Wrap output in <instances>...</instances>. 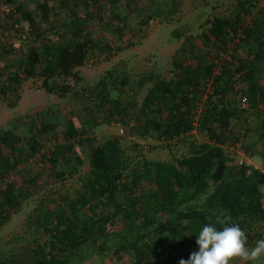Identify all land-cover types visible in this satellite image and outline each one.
I'll list each match as a JSON object with an SVG mask.
<instances>
[{"label": "trees", "instance_id": "trees-1", "mask_svg": "<svg viewBox=\"0 0 264 264\" xmlns=\"http://www.w3.org/2000/svg\"><path fill=\"white\" fill-rule=\"evenodd\" d=\"M32 1L36 8H26L22 0H0V98L15 107L24 82L38 78L47 92L61 97L101 98L110 104L107 119L118 109L125 132L144 142H134L137 150L130 153L118 136L91 135L98 116L90 102L91 120L78 126L70 119L64 133L55 135L56 122L32 118L36 133L28 149L19 145L22 136L14 127L0 129V223L13 219L27 196V188L12 178L13 168L24 161L22 153L25 159L44 156L42 162L63 181L66 169L77 172L85 163L78 146H87L89 163L73 194L57 204L41 198L32 218L37 226L28 250L32 257L5 256L0 264H86L111 255L124 264H179L199 251L203 226L223 230L217 219L225 217H230L227 226L238 224L245 231L249 248L264 239V168L247 163L259 156L264 165L262 0L213 5L200 32H174L184 44L165 73L154 72V65L139 73L124 63L122 75L109 69L83 90L79 69L91 55L106 53L109 59L136 45L124 38L137 30L129 16L136 14L139 0H78L82 14L65 0L52 7L46 0ZM157 2L139 9L149 13L138 25L179 11V0ZM93 8L102 9L98 16ZM134 75L140 86L151 83L138 108L124 106L121 95ZM50 132L55 143L43 155ZM40 134L46 140L36 138ZM159 148L168 150V159L146 156ZM241 149L247 157L242 163Z\"/></svg>", "mask_w": 264, "mask_h": 264}, {"label": "rangeland", "instance_id": "rangeland-1", "mask_svg": "<svg viewBox=\"0 0 264 264\" xmlns=\"http://www.w3.org/2000/svg\"><path fill=\"white\" fill-rule=\"evenodd\" d=\"M194 1L196 4H193ZM230 1L232 0H179V11L175 13L172 18L163 20L156 18V21L152 22L149 26H140L143 17L149 13V9L146 8L144 12L139 9L146 3L153 4L154 0H139V9H136V14L134 15L133 13L129 16V19L132 20L137 30L132 35H126L124 38H133L135 42H137L136 45L126 48L121 52H116L115 55L109 59L105 57L106 53H101L97 56L91 55L86 65L79 69L80 75L84 80L78 89H88L90 86L95 85L104 74L105 76L108 75L106 73L109 69L114 70L115 68L116 71L122 75L124 63H127L128 67H135V70L139 73L149 71V68L153 65L155 66L152 67L154 72L157 74L165 73L168 68L171 67L173 55L184 44V37L178 38L174 36L173 33L187 31L188 34H197L201 31L200 26L204 20L210 16L213 5L222 3L223 7H226L228 5L227 3ZM263 6L264 0H262L259 7ZM36 7L37 5L35 3L30 6V8ZM189 26H192V28L189 29ZM107 37L112 40V37L109 35ZM114 39L117 41L116 37H114ZM139 79L140 77L136 75L131 77L130 83L125 86V89L128 88L130 94L128 95L127 91L121 93L124 106L132 108L141 106L147 94V88L151 83L149 82V84L140 86L137 83ZM116 89L119 90L118 88ZM116 92L117 91L112 90L114 95ZM20 94L21 98L18 104L13 108L9 107L0 98V129L5 130L8 127H14L15 131L22 136V141L19 143L20 146L27 148L34 138L36 130L31 128L32 118L37 117L39 119V117L42 116L45 117L48 122H56L57 128L55 130V135L64 133L69 126L70 119L78 124V126L83 124L86 120H91L90 114H92V112L87 111L88 102H90L94 114L98 116L97 122L92 124L90 130L91 135L98 140L105 136H118L122 146L130 153H135L137 150L135 149L136 145H134V142L141 145L143 144L142 142H144V140L142 141L137 135H128L125 132L126 128L122 120L123 117L119 114L118 109L115 111V116L111 120L107 119L108 115L106 109L109 108L110 104L107 103L103 105L101 98H94V96H91L86 99L83 96L75 97L72 93H69L65 97H61L55 93L47 92L42 86L41 79L38 78H32L24 82ZM101 105H103L102 108ZM131 112L133 114L135 111L132 109ZM121 128H123V132H121ZM58 131L59 133H57ZM49 134H47V137H49L47 140L48 142L42 149L43 155L46 154L48 148L55 143V139H53L54 134L51 132ZM40 136L45 139L43 134L37 135L36 138ZM197 138L202 140L198 136ZM86 149V145L84 147H77V152L85 160V163L79 167L77 172L66 169L67 179L65 181L57 179L52 173L50 174L49 169L51 168L49 163L44 164L42 160V165L40 166V158L42 159L44 157L41 154H37L33 157L30 164L23 170L19 171L13 168L12 178L17 182L18 187L27 188L25 191L27 196H22V200L21 196H19L22 204L20 210L15 212L16 216L9 222L3 223V226L2 223H0V259H4L5 256L11 260L20 259L22 257H26L27 259L29 255V246H33L34 242L35 234L33 232L37 230L36 223L32 219L34 217V211L41 204L40 200L44 196L55 201L57 204L60 202L61 196L73 194L74 190L80 186V177L85 174L89 168L88 153L85 152ZM145 154L147 157H157L161 159H168L170 155L165 148H159L153 151L148 150ZM139 155L142 156L141 151ZM22 156H24L25 159L26 154L23 155L22 153ZM252 161L256 164H260L262 159L257 156L254 157ZM38 173L41 175L37 176ZM24 174H27L26 176L29 177L34 176V178H37L36 182L38 181L37 186L39 191H36L35 186L25 181L26 176ZM30 186L34 190L31 195V191L29 190ZM46 204L48 205L49 203ZM28 225H30L29 228L27 227ZM113 229L114 228L111 230ZM42 237L44 238L46 235L44 234ZM29 257H32V255H29ZM100 260L101 262L89 260L90 262L86 264H104V262H106L105 264H124V259L120 261L117 258L115 259L113 255L107 256L106 258L101 257ZM116 260H118V262H116ZM230 264H245V262L240 258H233ZM247 264H264V256H261L254 262L248 261Z\"/></svg>", "mask_w": 264, "mask_h": 264}, {"label": "clouds", "instance_id": "clouds-1", "mask_svg": "<svg viewBox=\"0 0 264 264\" xmlns=\"http://www.w3.org/2000/svg\"><path fill=\"white\" fill-rule=\"evenodd\" d=\"M229 219H217L218 223L225 225L220 231L211 224H205L196 241L199 251L191 253L187 260L181 259L179 264H230L233 258H240L247 264L264 256V239L249 248L245 231L238 224L227 226Z\"/></svg>", "mask_w": 264, "mask_h": 264}, {"label": "crops", "instance_id": "crops-1", "mask_svg": "<svg viewBox=\"0 0 264 264\" xmlns=\"http://www.w3.org/2000/svg\"><path fill=\"white\" fill-rule=\"evenodd\" d=\"M23 1V3H24V6L27 8V7H30L32 4H33V1L32 0H22ZM47 1V4H49V6H54L56 3H57V1H55V0H50V1H48V0H46ZM39 3H43L42 1L40 2V0L38 1ZM191 3V2H190ZM65 4H66V6L67 7H69V6H73L72 8H75L76 10H77V12H79V13H81L82 14V9H83V6H80L79 4H81V3H79L78 2V0H65ZM121 4H122V2H121ZM193 4H196V2L194 1L193 2ZM80 6V7H78V6ZM82 5H83V3H82ZM93 14L95 15V16H98V14H99V12H100V10H98V9H94L93 8ZM230 150L232 151V153H233V150H234V148H230ZM241 151H242V149H241ZM39 155V154H38ZM238 156L239 157H241L242 156V154L240 153V151L238 152ZM33 159V157H31V158H29V159H24V161L23 162H20V163H18V165L15 167V170L17 169V170H23L25 167H27L29 164H30V162H31V160ZM42 160H41V158H40V166L42 165L41 162ZM250 162L253 164V165H255L256 167H259V168H264V165L262 164V162L260 163V164H256V163H254L253 161H252V159H250ZM15 172V171H14ZM49 172H50V174L52 173V171H51V169H49ZM26 173V172H25ZM25 176L27 175V174H24ZM39 175H41L40 173H38V175L37 176H39ZM32 177H34V176H32ZM32 177L30 176H26L25 177V181H27V183H29V184H32L33 186H35V188H36V191H39V188H38V186H37V183H38V181L36 182V180H35V182H33V180H32ZM18 187V186H17ZM41 188V187H40ZM18 189L19 188H17L15 191H18ZM29 190L31 191V193H30V195L32 194V192H34V190L31 188V186L29 187ZM23 222H25V221H23ZM2 226H3V223H2ZM28 228L30 227V225H28L27 226Z\"/></svg>", "mask_w": 264, "mask_h": 264}, {"label": "built area", "instance_id": "built-area-1", "mask_svg": "<svg viewBox=\"0 0 264 264\" xmlns=\"http://www.w3.org/2000/svg\"><path fill=\"white\" fill-rule=\"evenodd\" d=\"M4 9H6L7 11H9L10 9L9 8H6L5 6H4ZM2 9L0 8V15L2 14ZM18 45V44H17ZM245 101V100H244ZM246 102V101H245ZM121 132H123V129L121 128ZM240 153L244 156H242L243 158H241V159H239V162L240 163H242L243 161H245V159L247 158L245 155H244V153H243V151H240ZM247 163L248 164H251V162H250V160L249 159H247Z\"/></svg>", "mask_w": 264, "mask_h": 264}]
</instances>
